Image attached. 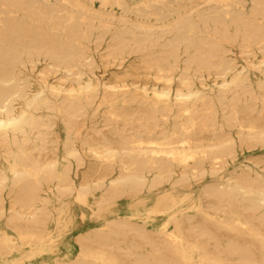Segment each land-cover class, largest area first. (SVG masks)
Returning <instances> with one entry per match:
<instances>
[{
	"label": "bare ground",
	"instance_id": "obj_1",
	"mask_svg": "<svg viewBox=\"0 0 264 264\" xmlns=\"http://www.w3.org/2000/svg\"><path fill=\"white\" fill-rule=\"evenodd\" d=\"M256 147L264 0H0L1 264L23 247L57 250L46 264H264V158L229 168ZM91 218L74 254L57 245L60 220Z\"/></svg>",
	"mask_w": 264,
	"mask_h": 264
},
{
	"label": "rangeland",
	"instance_id": "obj_2",
	"mask_svg": "<svg viewBox=\"0 0 264 264\" xmlns=\"http://www.w3.org/2000/svg\"><path fill=\"white\" fill-rule=\"evenodd\" d=\"M239 65L242 63V60L239 58L238 60ZM109 68L108 70H110ZM99 75L101 77H107L109 79L111 72H105V67L103 64H99V69L97 70ZM32 80V86H36L37 79L30 77ZM17 108H20L19 105H17ZM264 158V147H256V148H248L246 149L243 153H241L240 157L237 158L235 161H233L229 168L232 170L238 169L240 166L248 165L249 162H254L257 160H261ZM197 189V188H195ZM152 199H148V203L146 202V205H150L154 199V196H151ZM153 204V203H152ZM8 205V201H7ZM54 205H57L56 202H54ZM116 214L117 216H126V217H131L135 221H147L149 224V227H153L156 229L161 228L164 224H166L167 219L164 215L162 214H151V217L148 218V211H146L144 206H138L136 207L134 203H122L121 205H118L116 207ZM94 217V216H92ZM147 218V219H146ZM59 230L64 231V236L62 238H59L57 245H60V247H67L69 252L74 254L76 252V243H75V237L89 232L90 230L96 228L98 226V220H95L94 218H91V222L82 224V223H77V224H71L67 223L66 220H60L59 222ZM57 224L55 222H52L49 227V232H55L57 229ZM7 232V231H5ZM2 233V231H0ZM7 234L12 237L16 238L11 235V233L7 232ZM56 245V246H57ZM28 248L23 247L21 249H18V251L12 252V255H14L12 260H16L19 258V256H22L23 253L28 255L21 264H46L50 263L53 259V254L57 252V250H52L50 247H44L43 250H36L34 252L27 251ZM1 264V263H0Z\"/></svg>",
	"mask_w": 264,
	"mask_h": 264
}]
</instances>
